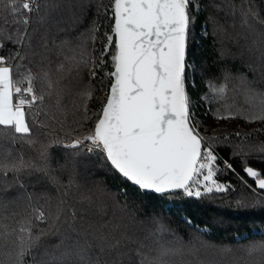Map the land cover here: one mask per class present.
<instances>
[{
    "label": "snow or ice",
    "instance_id": "1",
    "mask_svg": "<svg viewBox=\"0 0 264 264\" xmlns=\"http://www.w3.org/2000/svg\"><path fill=\"white\" fill-rule=\"evenodd\" d=\"M60 7L58 0H0V190H16L12 198L0 200V264H167L168 257L183 256L181 238L155 214L148 234L157 242L154 254L142 242L128 248L135 241L120 231L123 225L108 231L90 222L85 227V209L76 228L77 209L67 196L80 187L78 163L84 157L95 158L100 168L121 180L122 196L133 188L170 201L179 196L203 200L237 193L239 186L229 203L253 210L250 215L260 209L264 218V140H251L264 134V128L209 134L208 127L209 120L231 119L264 125V68L259 81L244 73L233 75L227 67L202 72L206 90L193 99L195 28L205 10L201 0H76L56 20L52 12ZM89 7L95 18L74 40L49 38L51 24H81ZM211 7L231 16L232 27L237 14L241 26L252 31L257 24L264 27V8L256 0L240 5L222 0ZM209 22L216 44L225 30L215 15L209 13L199 35L208 37ZM53 52L60 58L54 67ZM36 57L37 70L32 71L29 65ZM97 90L100 95L94 96ZM237 95L247 107L236 103ZM93 99L99 103L95 110L89 108ZM221 146L231 148L229 158L220 155ZM55 149L61 152L54 156ZM235 160L244 175L236 171ZM257 161L259 168L253 166ZM220 173L234 176L238 184L220 179ZM50 188L62 194L54 200ZM84 200L89 206L95 203L91 196ZM127 206V199L122 206L117 203L122 211ZM195 227L208 231L207 225ZM251 233L264 237V226ZM49 235L59 237L51 251L43 244ZM247 238V232L235 237ZM202 246L221 256L233 251L227 244L202 241ZM41 248L37 260L34 253ZM235 249L244 255L234 264H264V239ZM197 264L220 261L213 255Z\"/></svg>",
    "mask_w": 264,
    "mask_h": 264
},
{
    "label": "trees",
    "instance_id": "2",
    "mask_svg": "<svg viewBox=\"0 0 264 264\" xmlns=\"http://www.w3.org/2000/svg\"><path fill=\"white\" fill-rule=\"evenodd\" d=\"M68 2L75 3L76 0H58L61 7L52 12L54 19L59 20L62 15L66 14L65 5ZM91 2V0H89ZM104 4H110V0H101ZM236 5H240L242 0H233ZM258 6L264 8V0H256ZM201 3L205 6V10L202 11L198 17L199 23L195 28L196 32V44L194 46V53L196 58L197 71L195 74L196 87L191 88L190 92L193 99H197V94L202 92L205 87L202 84V80L205 78L201 75L202 72L212 71L215 72L218 67H227L236 75L238 73H244L249 80H260L261 68H264V36L260 33H264V27L257 24L255 31L250 30L247 27L241 26L239 23V14L236 16V26L232 27V17H225L224 12H217L211 7L212 4L222 3V0H201ZM95 9L92 7L84 10V18L81 24L69 27L65 23L51 24L49 26V38L55 36L57 40L67 38L74 40L79 32L84 31L85 28L90 26L94 17ZM209 13L216 16L219 23L224 27V33L217 38V43L213 44V37L211 35L213 24L208 23L207 31L209 33L206 39H202L199 35L204 21ZM264 15V13H262ZM57 28L66 29L67 32H58ZM41 33L44 29L41 28ZM101 32L104 31L102 28ZM99 40V37H98ZM99 46V43L97 44ZM223 49L225 54L220 55V50ZM50 59L53 61V67L58 59L55 52L51 55ZM39 57L32 60L29 65L32 71L37 70V64ZM25 64H29L28 60L24 61ZM215 65V67H213ZM251 66V67H249ZM253 68L257 69L253 72ZM110 71V67L106 69ZM23 72V69L21 70ZM191 76V73H190ZM95 83V81L93 82ZM233 83H229V95H232ZM100 90L94 92V96H99ZM236 103L241 107H247L244 102L243 96H236ZM215 107V105H213ZM99 107L98 101L93 99L89 103V108L95 110ZM201 109H197L199 113ZM71 118V113H69ZM203 119V117H201ZM225 124L231 128L236 126L248 127V128H264V125L259 123H246L241 119L231 120H209V126H215L217 124ZM59 129H57V132ZM251 140L255 143L257 140H264V134L259 136H252ZM239 143V141H235ZM218 151L220 155L229 158L231 156V148L221 146ZM60 149L54 150V156L60 153ZM251 159L255 160V157ZM63 163V159H60ZM234 166L236 171L240 175H244L241 172V162L235 160ZM253 166L260 167L261 165L257 161ZM67 173L63 174L62 179L67 182ZM220 179H231L233 183H237L235 177L225 175V173L219 174ZM248 182L255 184L247 177ZM78 179L80 183L79 188H73L69 191L67 200L70 204L74 205L77 209V223L76 228H80L82 215L81 209H85L87 214L84 215V226L90 222L96 226H104V230L108 231L113 225L119 224L124 227L120 231L126 232L127 235L131 236L135 243L129 244L128 248L135 249L141 242L147 247L144 249L149 254H154V249L157 247V242L154 238L148 234L154 229L155 225L152 223L150 217L155 214L162 216L164 222L168 225L171 230H174L176 235L179 236L184 244L183 256H171L167 258V264H197L198 260L210 259L213 255L220 261V264H234L236 257H241L244 253L237 251L235 245L247 244L251 240H261L264 237L259 235H252L251 230L253 228L259 229L264 226V218L259 215L260 209H255L256 215H250L248 213L253 210H245L243 208L237 209L234 201L239 193V186L237 193H229L227 195H217L211 198H205L199 200L197 198H187L179 196L175 201H170L167 198H162L153 195L139 194L133 188H129L128 196H122L118 193V187H123L121 180L116 177L114 178L111 173L99 167L95 158H81L78 163ZM98 181H106L104 184H98ZM103 189V193L99 191ZM29 190H32L31 188ZM39 190V187L36 189ZM49 191L53 196V199L57 198L62 194L57 192L55 188H50ZM247 190H245L246 192ZM16 195L15 189H9L7 191L0 190V200H7ZM91 196L95 203L91 206L88 205L87 201L82 202V198ZM125 199L128 200L127 210H121L119 205H123ZM223 201V202H222ZM134 213V214H133ZM184 217H188L192 224L185 222ZM63 219V218H62ZM195 225L201 227L207 225L208 231L200 232L196 230ZM40 227H46L41 224ZM248 233L247 240H238L235 237L240 233ZM171 236H166L165 240H171ZM202 241H208L212 244H227L233 246V251L226 253L223 256L218 253H214L211 248L205 249L202 246ZM59 242V237L55 235H49L43 240V244L48 247V250H52V246ZM194 248L197 251L195 254L188 251V249ZM43 248L39 249L34 253L36 259L39 260L41 257L39 252H42ZM31 258H29V261Z\"/></svg>",
    "mask_w": 264,
    "mask_h": 264
},
{
    "label": "rangeland",
    "instance_id": "3",
    "mask_svg": "<svg viewBox=\"0 0 264 264\" xmlns=\"http://www.w3.org/2000/svg\"><path fill=\"white\" fill-rule=\"evenodd\" d=\"M217 125L220 126V129L218 130V133L219 134L220 133L223 134V133H227V132H237V131H239L241 134H244L246 132H251L253 130L252 127L251 128H248V127L236 126V127L231 128V127H229V126H227L225 124H220L219 123Z\"/></svg>",
    "mask_w": 264,
    "mask_h": 264
},
{
    "label": "built area",
    "instance_id": "4",
    "mask_svg": "<svg viewBox=\"0 0 264 264\" xmlns=\"http://www.w3.org/2000/svg\"><path fill=\"white\" fill-rule=\"evenodd\" d=\"M209 134H213V133H218V130L220 129V126L219 125H216V126H209ZM222 134V133H220Z\"/></svg>",
    "mask_w": 264,
    "mask_h": 264
}]
</instances>
